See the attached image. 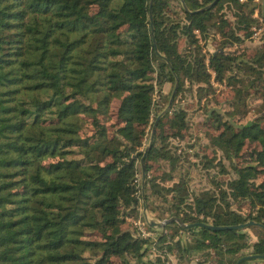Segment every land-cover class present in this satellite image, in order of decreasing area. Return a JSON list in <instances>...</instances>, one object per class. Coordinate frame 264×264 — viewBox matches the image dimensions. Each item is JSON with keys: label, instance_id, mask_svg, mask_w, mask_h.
Listing matches in <instances>:
<instances>
[{"label": "trees", "instance_id": "16d2710c", "mask_svg": "<svg viewBox=\"0 0 264 264\" xmlns=\"http://www.w3.org/2000/svg\"><path fill=\"white\" fill-rule=\"evenodd\" d=\"M149 1L0 0V264H158L167 252L185 261L213 252L216 263L203 264L225 257L243 264L257 258L245 255H264V179L256 181L264 173V43L247 57L227 49L243 40L236 29L251 34L254 3L217 0L190 12L181 0H153L150 16ZM183 1L194 10L212 0ZM225 2L233 23L219 14ZM210 29L224 39L205 53L198 33ZM174 73L179 82L146 151L142 191L141 145L163 107L153 95L163 96ZM211 76L233 86L228 118L215 108L206 112L231 176L218 194L204 189L189 201L184 178L160 181L171 178L181 154L165 142L180 141L189 129L186 109L175 104L185 81L200 100L211 91ZM113 98L119 103L110 129ZM255 98L262 99L259 112L240 121ZM154 161L170 167L154 175ZM142 194L150 208L166 203L162 217L187 223L252 219L256 237L249 241L244 227L184 228L176 221L143 236L122 226ZM228 198L246 201L247 212L231 208ZM246 247L251 251L235 255Z\"/></svg>", "mask_w": 264, "mask_h": 264}, {"label": "rangeland", "instance_id": "374dc122", "mask_svg": "<svg viewBox=\"0 0 264 264\" xmlns=\"http://www.w3.org/2000/svg\"><path fill=\"white\" fill-rule=\"evenodd\" d=\"M252 2L254 3L255 6L253 16L257 18V22H255L254 25L250 27V30L252 31L251 34L245 36L244 29H239V30L236 29L235 33L241 35L243 37V40L241 42L233 41L232 45L227 47V49L232 50L238 54L243 52L245 57L251 55L255 50V47H257L258 45H262L264 43V0H252L251 3ZM226 3L227 2H225L222 8L219 10V14L222 15L223 17H227L233 23L234 20L236 19L235 15H233L234 9L229 7L228 4ZM219 18L220 17H217V20ZM198 35H199L198 36L199 43L201 45L202 51L205 53L216 49L218 46L221 45V41L224 39L220 31L212 30V29H210L205 34L198 33ZM184 84H185V89L180 93H178V95L176 96L175 104H179L186 109L187 111L186 117L188 118L189 121V129L188 131L185 132L186 133L185 136L182 139H180V141L178 138H174V137L167 138L165 144L169 145L172 148L173 146H177V149L178 151H181V154L179 155L180 157L179 160L177 161L176 169H174L173 172H171L172 173L171 178L165 177L162 178V180L160 181L167 185V184H171L175 180L184 178L187 181V186H188V193H189L188 200L192 201L194 198V192L199 193L204 189H208L209 192L215 190V193L218 194L219 189L222 186H224L223 184L224 182L221 183V181L222 180L225 181L228 179V177L231 176V171L229 170V166H227L228 160L224 158L222 151L217 146L213 145L211 141L212 134H214L215 130L213 128H210L209 130L208 128H206V126L209 125L210 123L209 120H211L206 115V112L209 111V109L211 108H215L217 109V111L222 113L224 117L228 118L229 115L226 112L227 109L230 110L231 107L227 105V101L228 99L230 100V98L233 95V86L231 84H228L226 80L223 81L214 80L213 76H211V91L205 92L201 96L200 100H197V96L195 93L196 85L195 84L190 85L188 81H185ZM173 85L174 83L170 81H166L162 84L161 94H163V96L159 95L158 91L154 92L153 96L155 102H160L163 105L162 109L168 103L170 94L173 89ZM261 100L262 99L260 98H255L250 100L247 111L248 113L245 117L241 118L242 120L240 119V121H244L248 117L257 114L259 112L258 108H259V102ZM118 103H119V98H113L109 106L110 111L108 115L110 117L108 118L107 123L109 124L110 129L112 128V125L110 123L116 120V109ZM154 120L155 119H153L152 117L150 120V124H148V126L146 127V133L143 137V142L141 145L142 149H144L145 146L148 144L150 138V131L152 127L151 125L154 123ZM236 121H239V119L236 118ZM157 122L155 125V130H156ZM53 159L55 158L53 157L48 158L47 161ZM222 163L225 166H223ZM158 165L159 163L157 161L152 162L151 170L154 175L161 174L162 169L164 167L166 169H169L170 167L169 163L166 161L165 162L163 161V168ZM137 179L138 181H140V183L142 182V172L140 176L138 173ZM263 179H264V173H261L257 177L256 181L259 182L262 181ZM168 198L170 197L168 196ZM144 199L145 198L143 197L140 198L139 204L135 210L136 212H134L132 215H126L125 221L122 223V226L135 229L136 232H139L143 236H148V235L156 236L160 231L161 232L163 231L162 229L164 226L163 227L150 226L147 220L148 219L161 220L163 218L169 217L170 215H166L165 212L163 214L166 216L162 217V215H160L161 214L160 211H162V207H165L166 205L165 202L156 200V203H153L152 206L154 209L152 207L151 209L146 205ZM228 201L231 204L230 206L231 208L238 211L240 210L242 212H247L248 204L246 203V201H242L239 199H230V198H228ZM248 226H245L244 229L247 233L248 240L250 241L256 237V232L253 228H250ZM168 229L169 228L166 229L165 231L166 233L167 231L170 232L174 231L173 228L169 230ZM170 232H168V234ZM180 232L182 235H188L189 237L187 230H181ZM146 251L148 252V257H151L152 252H150L149 249H147ZM250 251H251V247H246L243 250L237 252V254L235 255H239L241 252H250ZM169 253L175 254L173 252H169ZM175 255L177 256V254ZM197 257L199 258L197 262L198 264H203L206 261L207 263H216L215 261L218 260V255L215 256L213 252H211L210 254H202L199 256L197 255ZM191 258L188 259L189 261H185L184 260L185 258L182 259L178 258L176 264H181V262L182 264H191V262L193 261V258L192 259ZM113 260L117 261V258H113ZM157 261L158 264H174V262L171 260V257L167 254L166 255L163 254L160 257H158ZM232 263H233L232 259H229V257H225V259H223V262H221L220 264H232ZM261 263L264 264V261L260 258H249L245 260L243 264H261Z\"/></svg>", "mask_w": 264, "mask_h": 264}, {"label": "water", "instance_id": "95a60500", "mask_svg": "<svg viewBox=\"0 0 264 264\" xmlns=\"http://www.w3.org/2000/svg\"><path fill=\"white\" fill-rule=\"evenodd\" d=\"M152 1L153 0H150L149 1V13H150V16H151V7H152ZM217 0H212L210 1L209 3L199 7V8H196L194 10H190L188 9V7L186 6L185 2L183 0H181L182 2V5L183 7L192 12V11H198V10H203L205 8H208L210 7L213 3H215ZM154 45H155V42H154ZM155 51L160 54L161 56H163L166 60L167 58L159 52V50L155 47ZM168 61V60H167ZM171 67V66H170ZM178 82H179V77L176 73H174V85H173V89H172V92L170 94V98L168 100V103L167 105L156 115V118L154 120V123L152 124V127H151V131H150V138H149V141H148V144L145 146V148L143 149V153L140 157V163H141V166H142V185H141V188H142V191H143V181H144V177H145V173H144V169H143V164H144V157H145V154H146V151L148 150V148L151 146L152 144V140H153V137H154V133H155V125H156V122L158 121V119L161 117L162 114H164L168 108L170 107V103H171V100L174 96V93H175V90H176V87L178 85ZM142 197L144 198V195L142 194ZM171 221H176L179 225H181L182 227L184 228H188V227H191L195 224H198V225H205V226H208V227H212V228H230V227H234V228H242V227H245V226H248V225H251V224H255L256 222L254 220H247L246 222H241V223H237V224H233V225H213V224H210V223H207V222H203V221H198L196 223H193V222H190V223H187V222H184L179 216H175V215H172V216H169V217H166V218H163L161 220H155V219H148L147 222L150 226H158V227H163L165 224H167L168 222H171ZM244 257H262L264 258V255H260V254H248V255H245ZM240 260L241 259H238L236 264H240Z\"/></svg>", "mask_w": 264, "mask_h": 264}, {"label": "built area", "instance_id": "2783aa9c", "mask_svg": "<svg viewBox=\"0 0 264 264\" xmlns=\"http://www.w3.org/2000/svg\"><path fill=\"white\" fill-rule=\"evenodd\" d=\"M143 234H144V231H143ZM183 236V237H182ZM177 237H178V235L177 236H175L174 238L175 239H177ZM181 237L182 238H188V235H182L181 234ZM152 249H154V247H152ZM151 252V251H150ZM167 255H169L170 257H171V260L174 262V264H176L177 263V261H178V257L175 255V254H172V253H169V252H167ZM198 257L197 256H195V257H193V261L191 262V264H198L197 262H198ZM181 264H182V262H181Z\"/></svg>", "mask_w": 264, "mask_h": 264}]
</instances>
